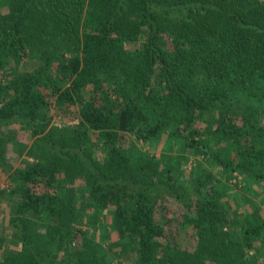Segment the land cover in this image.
Listing matches in <instances>:
<instances>
[{"label": "trees", "instance_id": "1", "mask_svg": "<svg viewBox=\"0 0 264 264\" xmlns=\"http://www.w3.org/2000/svg\"><path fill=\"white\" fill-rule=\"evenodd\" d=\"M161 134L208 168L185 185L178 160L123 143ZM16 140L0 264H261L264 219L240 227L224 198L235 172L264 181V0H0V172ZM159 196L192 210V249L157 221Z\"/></svg>", "mask_w": 264, "mask_h": 264}, {"label": "rangeland", "instance_id": "2", "mask_svg": "<svg viewBox=\"0 0 264 264\" xmlns=\"http://www.w3.org/2000/svg\"><path fill=\"white\" fill-rule=\"evenodd\" d=\"M39 58L40 57L38 55H33L23 59L19 65V70L22 72L33 71L38 66ZM2 96L3 95H1V98H3ZM52 113L54 114L55 124L65 125L71 123V118L65 116L62 110L55 107L52 108ZM200 124L202 125L201 128H205L206 125L204 123ZM15 131L18 141L21 143L23 142L26 145L30 144L26 132L21 130L19 126L16 127ZM18 141L16 140V144H9L8 158L12 168L10 171L0 172V191H5L10 188V178H14V173L17 171V169L24 166L23 161L26 159V156L24 155L26 151L22 154L16 151L15 148L21 146L20 142ZM129 141L135 142L134 145L137 146V149L140 150L142 154H149L150 157H154L156 160H163V155L169 156V159H171L173 162L178 160L172 167L176 166L174 168L179 171L178 173L182 172L180 180L185 185L189 184L193 177L196 178L200 167L208 168L209 166L208 163H206V157L208 155L206 154L205 149L202 147H197L190 154L181 152L177 141L173 142L172 148V145L170 146V142L167 138V135L165 134H161L158 141L156 142H151L148 140L145 141L144 139L137 141L135 138L129 137L128 139L123 140V143H129ZM186 158H188V160H186ZM209 169L213 171V173L218 178H221L224 175L222 169L219 166H215L214 170L212 166L209 167ZM228 184H230L232 188L227 193V198H224V201L227 203V206L232 207H230L232 212L231 216L237 218V220L239 219L238 221L240 227L243 225L249 226L250 224L248 223H250V217L255 215V212H257L258 216H261L262 219H264V181H262V183L257 182L247 184L244 176L235 172L231 178V182L228 181ZM160 194L162 195V193ZM156 198H158L155 206L156 219L167 227L171 243L185 250L195 247V232L192 227L187 226L186 218V215L191 214L192 210H188V206H185L182 202H178L177 200L168 196H159ZM103 216L108 222H110L109 214H105ZM103 216L100 218V220L104 218ZM5 218L8 219L7 204L0 199V230L4 225ZM97 233H99V231H97ZM115 240V234L112 233L107 240H104L102 244L104 247H106V249H108V245L112 244ZM255 245L257 247L260 246V241ZM262 247L264 250V245ZM254 253V251H250L249 254L252 255ZM113 257L114 256L112 255V260ZM262 257L264 259V255ZM261 259L262 258L260 257L261 264H264L263 259ZM134 260V253H128L122 257L121 261L123 264H134Z\"/></svg>", "mask_w": 264, "mask_h": 264}]
</instances>
